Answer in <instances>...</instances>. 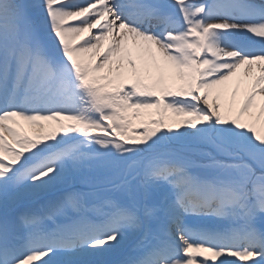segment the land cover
<instances>
[{"label": "snow or ice", "instance_id": "obj_1", "mask_svg": "<svg viewBox=\"0 0 264 264\" xmlns=\"http://www.w3.org/2000/svg\"><path fill=\"white\" fill-rule=\"evenodd\" d=\"M0 208V264H264V0H0Z\"/></svg>", "mask_w": 264, "mask_h": 264}, {"label": "bare ground", "instance_id": "obj_2", "mask_svg": "<svg viewBox=\"0 0 264 264\" xmlns=\"http://www.w3.org/2000/svg\"><path fill=\"white\" fill-rule=\"evenodd\" d=\"M208 1H210V0H208ZM106 45H107V42H105V46H106ZM86 55H90V54H86ZM242 71H243V70H241V73H240V74H242ZM229 83H230V85H231L232 87H235V78H233V81H230ZM241 99H242V95L237 97V101H238V102H239ZM226 102H227V98H223V99H222V103H226ZM25 127H26V129H27V126H25ZM233 259H234V258H233ZM237 263L240 264V262H238V261H237Z\"/></svg>", "mask_w": 264, "mask_h": 264}, {"label": "rangeland", "instance_id": "obj_3", "mask_svg": "<svg viewBox=\"0 0 264 264\" xmlns=\"http://www.w3.org/2000/svg\"><path fill=\"white\" fill-rule=\"evenodd\" d=\"M178 119H184V118H183V117H180V118H178ZM204 150H206V149H204ZM84 172H85V174H88L87 171L84 170ZM114 254H115V252L112 254V256H113ZM215 264H218V261H217ZM237 264H238V263H237Z\"/></svg>", "mask_w": 264, "mask_h": 264}]
</instances>
